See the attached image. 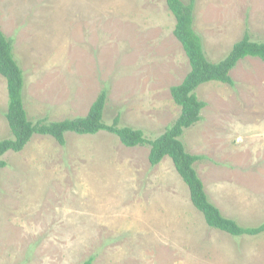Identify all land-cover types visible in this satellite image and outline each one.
I'll use <instances>...</instances> for the list:
<instances>
[{
    "label": "rangeland",
    "instance_id": "374dc122",
    "mask_svg": "<svg viewBox=\"0 0 264 264\" xmlns=\"http://www.w3.org/2000/svg\"><path fill=\"white\" fill-rule=\"evenodd\" d=\"M187 1V0H184ZM166 0H0V27L23 70L30 119L87 113L103 86V119L148 138L179 114L170 88L189 70ZM194 30L207 58L245 31L264 39V0H196ZM233 84H201L202 119L180 139L209 200L240 225L264 224V60L245 57ZM0 74V139L10 137ZM34 134L0 168V264H264V231L209 227L169 157L112 133Z\"/></svg>",
    "mask_w": 264,
    "mask_h": 264
},
{
    "label": "trees",
    "instance_id": "16d2710c",
    "mask_svg": "<svg viewBox=\"0 0 264 264\" xmlns=\"http://www.w3.org/2000/svg\"><path fill=\"white\" fill-rule=\"evenodd\" d=\"M166 3L175 17L173 33L182 45L189 70L180 83L170 88L171 97L180 108L178 116L154 138L146 137L140 128L122 125L119 113L110 122L104 121V109L108 99L106 86L101 88L84 115L62 120H49L47 117L30 119L23 105V70L14 58L13 40L4 34L0 27V74L5 78L7 88V107L4 115L11 134L10 137L0 139V168L6 164L2 156L8 151L22 150L34 134L49 135L60 145H64L67 132L79 135L110 132L126 147L149 146L148 161L152 166L158 164L165 156L169 157L188 187L191 203L201 212L209 227L234 236L258 234L264 231V224L256 227L240 225L235 219L225 216L209 200L194 167L195 162L205 159L206 156L188 152L180 136L184 129L202 119L201 112L206 102L197 96V88L210 81L232 85L230 71L239 60L245 57L264 60V39L254 40L245 31L223 58L213 62L207 58L202 38L194 30L196 0H166ZM91 263L92 257H89L82 264Z\"/></svg>",
    "mask_w": 264,
    "mask_h": 264
}]
</instances>
